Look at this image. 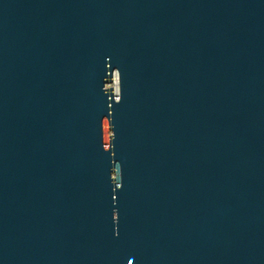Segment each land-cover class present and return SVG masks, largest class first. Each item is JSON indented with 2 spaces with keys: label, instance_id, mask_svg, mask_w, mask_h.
I'll return each mask as SVG.
<instances>
[{
  "label": "water",
  "instance_id": "obj_1",
  "mask_svg": "<svg viewBox=\"0 0 264 264\" xmlns=\"http://www.w3.org/2000/svg\"><path fill=\"white\" fill-rule=\"evenodd\" d=\"M0 264H264V0H0Z\"/></svg>",
  "mask_w": 264,
  "mask_h": 264
}]
</instances>
